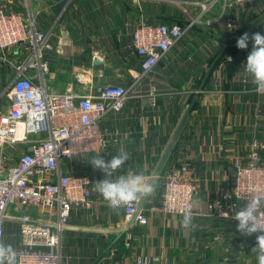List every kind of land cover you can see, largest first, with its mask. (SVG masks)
Instances as JSON below:
<instances>
[{
    "label": "crops",
    "instance_id": "0c3cea01",
    "mask_svg": "<svg viewBox=\"0 0 264 264\" xmlns=\"http://www.w3.org/2000/svg\"><path fill=\"white\" fill-rule=\"evenodd\" d=\"M210 2L5 0L10 10L31 17L49 35L51 49L40 52L48 67L44 79L48 90L85 93L109 84H134L123 110L107 113L100 122L109 139L104 159L110 160L121 148L130 153L112 179L143 173L151 182L192 104L154 191L143 204V209L158 204L167 174L188 164L200 184L192 203V226L183 227V216L152 213H147L143 225L131 223L94 190L95 183L105 178L89 162L96 155H82L72 162L71 170L90 179L93 205L72 209L61 238L59 264H137L153 259L160 263L150 264H258L252 252L256 236L242 235L233 218L243 204H237L229 218L217 217L209 207L222 189L229 188L232 162L246 161L252 140L264 144V94L256 92L244 67L253 42L250 39L243 50L236 46L245 32L264 35V0L244 9L227 8L221 0ZM203 5H209L205 11ZM141 22L178 25L184 30L146 74L141 73L140 59L130 46ZM8 57L12 65L0 59V112L8 104L13 65L25 63L31 54L12 50ZM31 74L37 81L39 71L33 69ZM262 157L264 162V153ZM16 240L8 230L4 243L12 246Z\"/></svg>",
    "mask_w": 264,
    "mask_h": 264
},
{
    "label": "built area",
    "instance_id": "2783aa9c",
    "mask_svg": "<svg viewBox=\"0 0 264 264\" xmlns=\"http://www.w3.org/2000/svg\"><path fill=\"white\" fill-rule=\"evenodd\" d=\"M221 1L227 8L244 9L257 0ZM183 35L178 25L138 24L130 46L140 59L141 73L150 72ZM43 49H51L49 35L36 27L31 17L10 10L5 0H0V59L10 63L12 50L31 54L25 63L13 65L8 104L0 112V241L5 242L8 230L14 233L16 264L60 263L61 238L72 209L93 205L90 179L73 172L71 164L82 155L104 154L109 139L100 122L107 113L123 110L133 95L134 84H109L85 93L48 90L44 81L48 67L40 53ZM33 69L39 71L37 81L31 74ZM263 153L264 144L253 140L246 161L232 162L234 175L229 188L222 189L209 207L217 217L229 218L237 204L264 196ZM199 188L190 166L180 164L165 177L158 204L139 209V200L118 209L126 219L136 216L140 225L146 223L147 213L183 216L186 209L192 212ZM261 213L264 227V208ZM152 262L159 260H138L137 264Z\"/></svg>",
    "mask_w": 264,
    "mask_h": 264
},
{
    "label": "clouds",
    "instance_id": "9594fccd",
    "mask_svg": "<svg viewBox=\"0 0 264 264\" xmlns=\"http://www.w3.org/2000/svg\"><path fill=\"white\" fill-rule=\"evenodd\" d=\"M253 42L252 50L244 63L245 71L252 76V83L259 94H264V35L260 32L251 36L247 32L237 39L238 49H246L249 40ZM229 62L231 58L229 57ZM130 159V153L123 148L110 160H105L101 154H97L89 161L94 170H100L105 178L95 183L94 190L99 193L112 209L139 201L154 191V185L147 181L143 173H129L119 175L112 179L113 175L121 169ZM264 208V196L250 198L234 214L238 221L237 231L244 236L256 235V246L252 252L256 253L258 264H264V227L261 226V209ZM182 225L185 229L192 226L193 215L189 209L182 212ZM0 264H16V253L10 244L0 241Z\"/></svg>",
    "mask_w": 264,
    "mask_h": 264
},
{
    "label": "water",
    "instance_id": "95a60500",
    "mask_svg": "<svg viewBox=\"0 0 264 264\" xmlns=\"http://www.w3.org/2000/svg\"><path fill=\"white\" fill-rule=\"evenodd\" d=\"M191 108H192V104L188 107L185 115L183 116V118H182V120H181V122H180V124H179V126H178V128H177V130H176V132L174 134V136L172 137V139H171V141H170L165 153L163 154V156H162V158L160 160V163H159V165H158V167H157V169H156V171L154 173V176H153V178H152L150 183L154 184L156 178L158 177V175H159V173H160V171H161V169H162V167H163V165H164V163H165V161H166V159H167V157H168V155H169V153H170V151H171V149H172V147H173V145H174V143H175V141H176V139H177V137H178V135H179V133H180V131H181V129H182V127H183L188 115H189V113H190V111H191ZM146 197L141 199L140 204H139V209L143 207V204H144V202L146 200ZM135 217L136 216H133L131 218V221H130L131 223H133L135 221Z\"/></svg>",
    "mask_w": 264,
    "mask_h": 264
},
{
    "label": "rangeland",
    "instance_id": "374dc122",
    "mask_svg": "<svg viewBox=\"0 0 264 264\" xmlns=\"http://www.w3.org/2000/svg\"><path fill=\"white\" fill-rule=\"evenodd\" d=\"M252 141H253V140H252ZM250 144H251V143H250ZM250 144H249V146H250ZM249 146H248V150H249ZM8 233H9V232H8ZM7 237H8V239H11V238H12V235L9 233ZM9 237H10V238H9Z\"/></svg>",
    "mask_w": 264,
    "mask_h": 264
}]
</instances>
